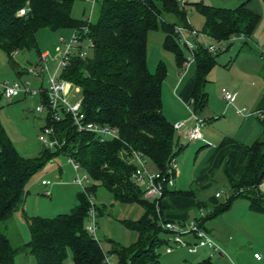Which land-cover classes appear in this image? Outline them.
Returning a JSON list of instances; mask_svg holds the SVG:
<instances>
[{
  "label": "trees",
  "instance_id": "obj_1",
  "mask_svg": "<svg viewBox=\"0 0 264 264\" xmlns=\"http://www.w3.org/2000/svg\"><path fill=\"white\" fill-rule=\"evenodd\" d=\"M75 1L0 0V49L17 80L26 79L23 75L27 68L25 71L15 56L21 51H34L38 61L32 65L39 66L42 59L36 39L38 29L79 28L80 34L89 38L86 47L90 53L80 46L78 49L84 55H79V50L72 55L60 77L78 87L86 119L115 127L119 138L100 142L93 133L77 132L68 116L56 121L50 112H40L42 126H52L62 145L51 149L41 144L39 153L27 158L19 154L0 120V223H4V229L0 228V264H15V256L21 253L32 256L34 264H66L69 253L72 264H103L105 254L114 255L116 264H157L159 248L167 243L161 236L166 233L161 224L166 221L162 217L161 201L176 191H171L174 186L165 187L157 206L145 200L141 187L131 177L135 166L129 157L136 151L164 173L172 159L177 164V155L184 147L175 135L174 123L163 113L162 84L166 68L163 63L157 65L155 72L147 67V39L151 31L163 32L162 47L174 53L177 66L183 68L186 57L179 49L177 29L191 28L186 7L189 2L186 0L181 5L179 0H97L99 17L90 23L87 17L72 16ZM249 1L238 0L233 8L192 2L203 17L199 32L209 39L208 43H224L225 48L233 41L245 43L259 20L247 7ZM23 8L27 9L26 13L19 15ZM86 23L88 32L83 35L80 27ZM200 37L195 38L192 50L195 78L188 103L196 115L206 106V77L219 53L207 52ZM41 97V103L46 105L45 96ZM247 149L250 158L241 176L238 179L228 176L231 192L212 208L211 216L227 210L238 197L248 198L252 209L264 210V197L258 190L264 179V132ZM60 154L72 157L88 175L84 190L77 193V204L68 212L52 217L25 214L29 238L19 245L12 244L10 232L16 231L9 220L23 207L26 183ZM98 185L106 188L115 201L135 203L143 209L138 219L120 221L136 233L134 241L127 246L111 241L108 252L85 229L90 208L88 195L92 197ZM95 208L98 217L101 208L96 205ZM196 220L201 226V221Z\"/></svg>",
  "mask_w": 264,
  "mask_h": 264
},
{
  "label": "crops",
  "instance_id": "obj_2",
  "mask_svg": "<svg viewBox=\"0 0 264 264\" xmlns=\"http://www.w3.org/2000/svg\"><path fill=\"white\" fill-rule=\"evenodd\" d=\"M196 1L202 0L194 2ZM233 1L235 3L228 7L233 8L238 4V0ZM247 7L259 16L250 37L245 43L239 42L233 56L230 54L227 61H222L225 63L223 67L217 61V55L216 64L207 74L204 86L207 103L198 115L203 119V139L188 140L186 135L193 122V111L188 103L195 78L194 62L185 69L181 68L172 93L162 103L163 113L171 123H183L175 135L178 141L184 144L176 158L177 170L174 187L171 189L176 192L169 193L162 199V217L166 221L179 224L200 220L201 227L222 249L218 252L207 249L189 252L186 247L173 246L170 233L163 232L161 236L167 240L165 246L172 247L168 252L165 250L169 255L166 260L173 264H198L203 261L208 264H264V210L256 211L251 208L248 198L238 197L227 210L215 216L210 214L212 208L224 201L231 192L228 176L234 179L241 176L250 158L247 147L264 132V120H260L255 114L258 111L264 113V0H250ZM188 22L191 26L189 18ZM199 39L210 42L205 36ZM231 46L226 48L227 52ZM39 50L42 51L41 48ZM23 77L29 79L31 84L38 80L31 74H24ZM38 81L40 84V80ZM223 88L234 94L231 104L225 103ZM19 95L24 96L19 93L12 99ZM236 108H245L244 114L237 113ZM148 167L156 170L151 164ZM54 183L45 186L40 182L46 190ZM226 185L228 188L222 198V193L217 189ZM25 189L27 193L23 207L13 214L17 215L16 218L20 222L25 214L37 215L34 211L35 203L29 198V190L26 186ZM186 190H191V194L181 193ZM258 190L264 197V179ZM11 227L18 234L22 230V241L28 240L26 222L24 224L22 221V227L19 228V224L14 220ZM184 239L193 241L189 234L184 235ZM255 253L259 254V259L254 257ZM18 255L15 256V261ZM69 255L71 257L70 253ZM70 262L72 264V260ZM159 263L160 259L157 264ZM163 263L166 264L165 258Z\"/></svg>",
  "mask_w": 264,
  "mask_h": 264
},
{
  "label": "rangeland",
  "instance_id": "obj_3",
  "mask_svg": "<svg viewBox=\"0 0 264 264\" xmlns=\"http://www.w3.org/2000/svg\"><path fill=\"white\" fill-rule=\"evenodd\" d=\"M194 1L195 0H188V18L191 22V28L200 31V26L202 27L203 24V17L197 12L193 5H191V3ZM202 1L209 5L226 7L232 6L233 3H235L233 0ZM99 5V2L92 3L85 2L83 0H76L73 5L72 16L75 19L87 17L90 23H95L99 17ZM71 35V29L52 30L41 28L37 30L36 39L38 47L39 49L41 48L43 52H47L48 54L47 62L44 63L48 66L47 72L49 71L51 73L55 69L54 58L57 53V49L61 45L59 41L60 37H64L68 40ZM162 41L163 32H149L147 39V67L150 72H155L159 63H163L166 68V77L162 84V103H164V100L169 98L170 94L172 93V90L179 77L181 68L176 64L174 53L162 47ZM178 44L179 49L187 58L189 56V52L183 44ZM238 44L239 41H233L230 44L232 46L228 52L225 46L224 49L218 53L217 61L221 63L222 67L225 64H223L222 61H227L230 54L233 56L235 51H237ZM42 51L41 53H43ZM86 51L90 53L88 48ZM37 59L38 56L34 51H21L15 56V60L20 65L25 67V71L27 68L28 72L26 75H30L29 68L32 66V64L38 61ZM191 67H193V65H191ZM47 72H43L45 77L48 74ZM14 79H17V76L9 66L6 54L0 49V82L13 81ZM27 80L29 81V79ZM38 82L39 81L37 80L36 83L31 84V87H39L40 84ZM43 85L45 86V82H43ZM70 89V93L72 94L70 100H79L81 98L80 93H75V88L73 87ZM40 104L41 99L38 93L25 95V98L23 95H19L16 97V99H11L8 102H5L3 99L0 101L1 123L13 145L23 157L28 158L36 156L42 147L38 140V135L40 134L41 127L43 125V114L36 111V107ZM74 177L75 175L71 165L68 162V158L64 154H60L48 161L38 172L32 175V177L26 183V188L29 190V198H31L35 203L34 211H36L37 215L52 217L59 213L68 212L77 204L76 197L81 188L74 184ZM43 179H49L51 182H55L54 185L49 188L50 196L45 194L46 188L44 189V187L40 184L41 180ZM222 187H219L217 191L222 193L223 198L225 196L224 191L227 190L228 187L227 185ZM92 197L94 204L101 208L100 214L97 217V236L103 251L108 252V250H110L112 247V242L123 246H127L133 242L136 237V233L127 229L120 221L122 219H138L143 213L142 207L135 203L129 204L115 201L111 193L101 185H98ZM16 216L17 215H12L9 221H17L19 228H21L22 221L25 224V218L21 217L20 222L17 220ZM3 226L4 223L0 225V228L4 229ZM21 235L22 230L19 235L15 232H13V234L10 232L12 244H21L23 240V236ZM168 246L172 248L171 245ZM165 249V245L159 248V264H164V258L166 264H173L166 260V257L169 255L165 253ZM70 260L71 257L68 254L66 264H71ZM113 260H115L114 255ZM15 264H34V258L30 255L21 253L17 256Z\"/></svg>",
  "mask_w": 264,
  "mask_h": 264
},
{
  "label": "built area",
  "instance_id": "obj_4",
  "mask_svg": "<svg viewBox=\"0 0 264 264\" xmlns=\"http://www.w3.org/2000/svg\"><path fill=\"white\" fill-rule=\"evenodd\" d=\"M92 3L97 0H86ZM186 0H179L181 5L185 4ZM27 9L23 8L19 10V15L25 14ZM83 35L88 32V23L80 27ZM79 28L72 30L71 37L67 40L64 37H60V47L57 49V53L54 58L55 69L50 73L47 72L48 66L44 64L47 62L48 54L46 52L41 53L42 62L39 66L32 65L29 68V72L40 80L42 85L45 82V86H39L32 88L30 82L27 79L3 81L0 82L1 96L4 101H9L14 96L22 93L24 95L38 93L40 97L45 96L47 104L43 102L36 107L37 112H50L51 117L54 120H61L63 116H68L71 125L77 132H89L93 133L100 142L106 140L118 139L119 134L115 127L106 123H99L91 120H87L81 107V98L76 101H71L70 88H75V93L79 91L78 87H74L70 82L60 77L61 70L66 66L70 57L75 55L79 50V55H84L80 46L86 47L89 44V38L82 36L79 32ZM178 40L189 52V56L183 63V69H185L191 62H193L192 50L195 47V38L204 36L199 31L193 28H178ZM84 37V38H83ZM202 47L209 53H217L224 49L225 44H210L208 42H202ZM48 74L44 77L43 72ZM222 96L226 104H231L234 98V94L227 89H222ZM42 98V97H41ZM236 112L244 114L245 108H236ZM260 119L264 118V113L258 111L255 113ZM193 122L187 130L188 140H202L203 135L201 126L203 119L198 115L192 113ZM183 125L182 122H175L174 128L179 129ZM39 142L48 148L55 149L62 145V142L58 140L57 134L52 126H42L41 132L38 135ZM68 162L74 172V182L82 190H84L85 184L88 182V175L82 170L80 165L72 158L67 156ZM131 163L134 164V169L131 174L133 181L141 187L142 196L148 202H151L157 206L159 200L162 198L165 187L174 186V174L176 172V162L172 159L164 173L157 170H151L148 165L149 162L140 153L133 151L129 157ZM41 183L45 186L50 185L52 182L49 179L41 180ZM49 190H45V194L48 195ZM218 195V194H216ZM90 208L88 210L87 222L85 224L86 231L94 238L97 236V210L93 202V197L88 195ZM162 228L170 233V241L174 246L186 247L189 252H196L198 249H207L208 251H222L217 242L198 224L197 220H190L188 223H174L172 221H164L161 223ZM189 234L193 237V241H187L184 239V235ZM167 252L171 250L169 246L165 249ZM254 257L260 258L258 253L254 254ZM103 264H116L111 254H105Z\"/></svg>",
  "mask_w": 264,
  "mask_h": 264
}]
</instances>
